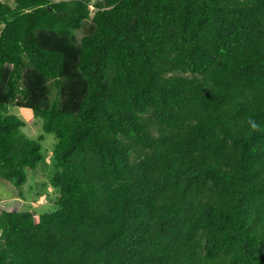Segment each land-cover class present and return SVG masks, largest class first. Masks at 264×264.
Instances as JSON below:
<instances>
[{"label":"trees","instance_id":"16d2710c","mask_svg":"<svg viewBox=\"0 0 264 264\" xmlns=\"http://www.w3.org/2000/svg\"><path fill=\"white\" fill-rule=\"evenodd\" d=\"M0 26V177L56 194L0 211V264H264V0H0Z\"/></svg>","mask_w":264,"mask_h":264},{"label":"rangeland","instance_id":"374dc122","mask_svg":"<svg viewBox=\"0 0 264 264\" xmlns=\"http://www.w3.org/2000/svg\"><path fill=\"white\" fill-rule=\"evenodd\" d=\"M9 1L13 2V0ZM81 35L82 31H79L78 37L80 38ZM10 111L26 123L23 130L30 138L36 139L44 132L42 119L35 117L29 108L15 106L11 107ZM57 141L58 139L54 134L45 133V138L42 141V151L46 154L48 162L52 157V151ZM28 178V182L21 188L23 192L21 197L18 188L0 177V211L3 209L24 211L31 209L36 210L37 213H43L52 208L54 209L56 194L46 173L28 169ZM39 193H42V195H38Z\"/></svg>","mask_w":264,"mask_h":264}]
</instances>
